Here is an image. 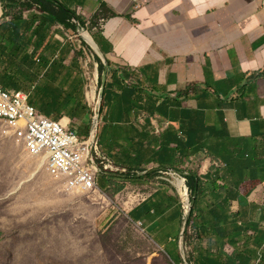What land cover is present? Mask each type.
Returning <instances> with one entry per match:
<instances>
[{"label":"crops","instance_id":"obj_1","mask_svg":"<svg viewBox=\"0 0 264 264\" xmlns=\"http://www.w3.org/2000/svg\"><path fill=\"white\" fill-rule=\"evenodd\" d=\"M5 1L0 87L28 94L41 115L87 138L98 58L48 0L13 12ZM60 1L87 28L103 5L115 13L101 40L89 28L110 67L100 156L123 173L174 167L190 174L193 264H264V0ZM169 175L131 179L121 200L163 252L168 242L178 246L183 213L174 183L182 175H170L174 182ZM172 263L183 264L180 253Z\"/></svg>","mask_w":264,"mask_h":264},{"label":"rangeland","instance_id":"obj_2","mask_svg":"<svg viewBox=\"0 0 264 264\" xmlns=\"http://www.w3.org/2000/svg\"><path fill=\"white\" fill-rule=\"evenodd\" d=\"M2 129L0 125V264H172L179 254L177 241L164 245V252L155 244L150 255L141 247L134 256L132 244L124 246L127 209L103 192L109 177L97 174L100 190L67 194L63 180L44 166L34 174L41 159ZM111 221L118 225L104 244L102 235Z\"/></svg>","mask_w":264,"mask_h":264},{"label":"built area","instance_id":"obj_3","mask_svg":"<svg viewBox=\"0 0 264 264\" xmlns=\"http://www.w3.org/2000/svg\"><path fill=\"white\" fill-rule=\"evenodd\" d=\"M28 98L24 92H10L0 87L2 133L21 142L30 156L44 160V168L63 180L65 193L87 194L99 189L98 173L89 159L92 143L94 157L97 152L100 155L94 134L80 138L59 121L37 112L28 103Z\"/></svg>","mask_w":264,"mask_h":264},{"label":"water","instance_id":"obj_4","mask_svg":"<svg viewBox=\"0 0 264 264\" xmlns=\"http://www.w3.org/2000/svg\"><path fill=\"white\" fill-rule=\"evenodd\" d=\"M48 1L53 6V8L60 14L63 20L67 22L68 25L78 33V36L86 43V45L89 46V48L94 52V54L96 55V57L100 62L101 73L99 79V89L93 106V123L90 131V134H94L95 138L98 140L99 118L101 112L102 98L106 85L108 70L110 68L108 60L95 34L89 28L83 25L71 10L66 8L65 5H63L60 0H48ZM89 159L90 162L96 168L97 173L102 174L106 177H112V178L114 177L121 179H141L150 176L153 173L158 172V173H168V174L177 173L182 175L186 179L189 185L190 194H189L188 204L186 206L184 204V201L182 200L183 213H182L179 235H178V248H179V253L182 257L183 264H193V261L191 260L189 254L188 240L186 235L188 234L187 230H189L188 225H189L190 216L192 214L193 200L195 197V193L191 186L190 174H188L184 170L177 169L174 167L147 168L139 171H128V173L106 171L95 160L93 143L90 145ZM169 178L168 181L171 182Z\"/></svg>","mask_w":264,"mask_h":264},{"label":"trees","instance_id":"obj_5","mask_svg":"<svg viewBox=\"0 0 264 264\" xmlns=\"http://www.w3.org/2000/svg\"><path fill=\"white\" fill-rule=\"evenodd\" d=\"M16 8L19 11H23L24 9H29L30 7L26 4L19 3L16 0L15 1L13 0L5 1L3 4V9L5 11L9 9L11 12H13V9H16ZM114 16H115V13L111 11H107V8L105 7V5H103L100 11H98V13H96V15L90 21L89 28L96 33V35L98 36L100 40H101L100 32H101L102 26L105 24V22L109 18L114 17ZM132 181L134 180L109 177L108 187L103 192L105 193L107 197L111 199L116 200L118 198L119 200H123L124 196L132 192V190H130L132 188L131 186L133 185ZM126 190H129V192L125 193ZM123 218L125 220L123 226L125 228L126 233L128 234L124 239V246L127 247L132 244V251H133L132 253L134 256H137V252L139 251L141 247H145V250H144L145 253H148L149 255L152 254L154 251L153 248L157 249V246L152 241V239H150V237H148L146 233H144L142 229L138 227V225L135 222H133L131 217L127 215V212L125 213ZM117 225H118L117 222L116 223H114V221L110 222V224L107 227V231L103 233L102 235L104 244L106 243V239L109 238L108 236L109 233L115 231ZM196 246H197V243L193 241L192 243V247H194L192 251L193 259L196 258ZM168 260L170 261L169 258Z\"/></svg>","mask_w":264,"mask_h":264},{"label":"bare ground","instance_id":"obj_6","mask_svg":"<svg viewBox=\"0 0 264 264\" xmlns=\"http://www.w3.org/2000/svg\"><path fill=\"white\" fill-rule=\"evenodd\" d=\"M94 79V78H93ZM92 92V91H91ZM92 99L96 100V91L91 93ZM96 161L100 164V166L106 170V171H111V172H119L120 168L117 166H114L113 164L109 163L108 161H106L102 156L99 155V153L97 152L95 155ZM44 166V160L41 159V162L37 165L35 173L36 174L39 170H41V168ZM124 172V171H122ZM170 175H174L173 177H175V175H177V173H169ZM182 179V180H178V182L176 183V186L178 187L180 193V196L182 197L183 201H187L189 198V192L190 189L189 187L186 185V179L183 176H179L178 179ZM185 204V202H184ZM186 206V205H185Z\"/></svg>","mask_w":264,"mask_h":264}]
</instances>
